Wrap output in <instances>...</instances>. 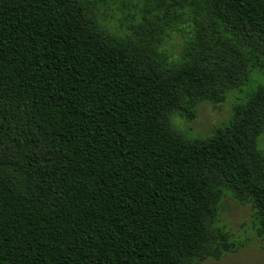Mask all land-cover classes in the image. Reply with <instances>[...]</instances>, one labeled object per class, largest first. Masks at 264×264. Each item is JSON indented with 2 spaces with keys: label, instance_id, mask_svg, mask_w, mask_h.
Instances as JSON below:
<instances>
[{
  "label": "trees",
  "instance_id": "trees-1",
  "mask_svg": "<svg viewBox=\"0 0 264 264\" xmlns=\"http://www.w3.org/2000/svg\"><path fill=\"white\" fill-rule=\"evenodd\" d=\"M140 3L122 36L95 0H0V264L219 259L244 245L219 224L226 193L264 232V85L210 136L172 123L264 71V0Z\"/></svg>",
  "mask_w": 264,
  "mask_h": 264
},
{
  "label": "rangeland",
  "instance_id": "rangeland-1",
  "mask_svg": "<svg viewBox=\"0 0 264 264\" xmlns=\"http://www.w3.org/2000/svg\"><path fill=\"white\" fill-rule=\"evenodd\" d=\"M95 1L99 6L102 24L118 35L132 33L142 20L140 0ZM184 16L174 20L171 14L169 18L173 22L172 26H163L164 32L159 35L160 51L170 61L181 59L188 38V34L182 32V28L187 26V15ZM250 74L248 82L228 90L224 101L199 103L193 119L174 113L173 125L189 138L207 137L223 128L230 121L235 105L245 102L247 95L259 84L264 85V71L253 68ZM257 146L264 153V131L258 136ZM219 224L231 231L244 245L219 259L209 257L195 264H264V232L259 233V219L250 205L243 204L226 193L221 200Z\"/></svg>",
  "mask_w": 264,
  "mask_h": 264
}]
</instances>
